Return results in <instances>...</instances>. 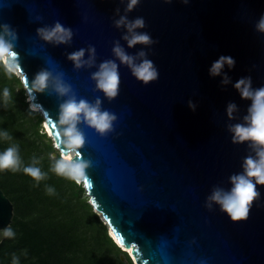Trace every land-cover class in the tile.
Masks as SVG:
<instances>
[{
    "label": "water",
    "instance_id": "1",
    "mask_svg": "<svg viewBox=\"0 0 264 264\" xmlns=\"http://www.w3.org/2000/svg\"><path fill=\"white\" fill-rule=\"evenodd\" d=\"M127 3L0 0V25L9 24L18 34L15 51L29 84L41 69L62 72L78 100L94 103L99 97L102 110L117 116L106 135L78 125L86 137L81 155L91 161L88 182L82 183L110 234L131 249L124 248L135 264H264V185H257L260 195L246 219L231 220L219 205L206 207L213 187L230 189L229 177L242 172L244 158L254 155L248 142L233 143L228 125L242 123L251 104L233 84L250 76L253 88L264 86V33L256 29L264 0H139L125 13ZM117 8L130 20L143 17L146 27L137 31L155 43L129 48L122 38L126 29L114 24ZM57 21L72 29L70 43L57 46L38 36V28ZM117 40L129 54L144 50L158 79L144 84L134 77L113 54ZM90 45L96 64L76 69L68 54ZM220 55L236 60L234 69L225 67L232 79L226 86L208 72ZM109 59L119 64L121 80L112 100L92 79ZM34 95L47 111L38 110L53 138L59 105L67 97L51 88ZM189 100L197 105L195 112ZM229 102L238 106L233 119L226 112ZM13 214L14 204L0 184V230Z\"/></svg>",
    "mask_w": 264,
    "mask_h": 264
},
{
    "label": "clouds",
    "instance_id": "2",
    "mask_svg": "<svg viewBox=\"0 0 264 264\" xmlns=\"http://www.w3.org/2000/svg\"><path fill=\"white\" fill-rule=\"evenodd\" d=\"M187 4L188 0H184ZM139 4V0H128L125 13L131 12ZM117 15L120 9H116ZM116 28H125L126 33L123 40L127 42L129 48L138 44L152 45L155 41L150 34L137 31L146 27L143 17L130 20L125 15H119V19L114 21ZM0 65H3L5 72L11 75L21 76L24 80L27 91V101L29 109L37 111L44 109L42 105L34 102L35 93H43L51 88L58 96L67 97L59 105L57 123L59 125L55 147L59 150V158L52 157L54 163L51 170L58 176L75 181L80 184L87 180L86 170L91 166V161L81 155V149L86 144V137L78 127L80 123H86L94 128L101 135H106L113 130V122L117 116L110 111L102 110V101L99 97L94 103L86 99H77L76 94L70 84L63 76L64 74H53L48 69H41L35 74L34 79L29 84L22 74V67L18 53L15 51V41L18 39L17 32L9 24L0 25ZM257 31L264 33V15H261L257 24ZM38 36L48 43L55 45L68 44L73 38V31L70 27H65L57 21L54 26H45L37 29ZM114 56L121 64L130 68L132 75L144 84H148L158 79L159 73L154 62L147 58V53L140 50L135 55L129 54L117 40L112 49ZM86 52L88 53L85 59ZM68 60L72 61L76 69L85 66L91 68L96 64V49L89 46L87 49L81 48L68 54ZM236 60L230 55H220L212 62L208 72L213 78L222 77L220 83L223 86L232 83L231 77L225 71L234 69ZM92 79L96 82V89L102 91L105 96L112 100L119 94L120 74L119 64L116 60H105L98 66V70L92 73ZM233 87L239 92L242 99L250 100L251 104L247 108V114L243 117L242 123L229 124L228 130L232 133L233 143H249V148L254 155L244 158L240 173H234L229 177L231 188L225 189L219 185L214 186L211 194L207 197L206 207L213 209V205H219L220 210L226 213L231 220L239 221L246 219L249 215L250 206L260 195L257 185H264V86L253 88L252 78L241 77ZM10 97L9 90H3L4 103L7 105ZM188 107L195 112L197 105L192 100L188 101ZM45 112H47L44 109ZM238 111L235 102L227 104L226 112L229 119H233V113ZM47 127V125H45ZM52 135L51 131L49 132ZM4 139H10L7 131L0 133ZM38 161L33 158L32 165L23 167V172L32 177L37 182L46 176L39 167ZM21 161L18 155V148L8 147L0 152V171L11 169L19 171ZM51 194L54 189L48 188ZM15 233L11 227L6 226L0 230V238H13ZM13 264H18V258L13 256Z\"/></svg>",
    "mask_w": 264,
    "mask_h": 264
},
{
    "label": "trees",
    "instance_id": "3",
    "mask_svg": "<svg viewBox=\"0 0 264 264\" xmlns=\"http://www.w3.org/2000/svg\"><path fill=\"white\" fill-rule=\"evenodd\" d=\"M10 97L4 103L3 90ZM20 76H9L0 65V152L17 147L19 171H0V184L14 204L9 225L15 236L0 242V264H135L111 236L108 225L90 202L83 183L56 175L52 157L60 152L42 131L44 117L29 109ZM56 153V156H54ZM46 174L39 182L23 172L32 165ZM54 191L50 194L47 189Z\"/></svg>",
    "mask_w": 264,
    "mask_h": 264
},
{
    "label": "rangeland",
    "instance_id": "4",
    "mask_svg": "<svg viewBox=\"0 0 264 264\" xmlns=\"http://www.w3.org/2000/svg\"><path fill=\"white\" fill-rule=\"evenodd\" d=\"M24 86V85H23ZM26 100H27V96H26ZM45 126H44V121L42 122V131L43 132H45ZM46 136L47 137H50V140H51V142H52V144L54 145L55 144V141H54V139L49 135V134H46ZM54 156H56V153H54ZM86 194H87V192H86Z\"/></svg>",
    "mask_w": 264,
    "mask_h": 264
},
{
    "label": "bare ground",
    "instance_id": "5",
    "mask_svg": "<svg viewBox=\"0 0 264 264\" xmlns=\"http://www.w3.org/2000/svg\"><path fill=\"white\" fill-rule=\"evenodd\" d=\"M45 125H47V123H44ZM46 128V130L48 131V133L51 131V129H50V127L47 125V127H45ZM52 133V132H51ZM112 234H113V236H115L114 235V233L113 232H111ZM116 237V236H115ZM117 239V238H116ZM122 246H123V244L122 243H120ZM125 249H127V250H129V251H131V249L130 248H126L125 246H123Z\"/></svg>",
    "mask_w": 264,
    "mask_h": 264
},
{
    "label": "snow or ice",
    "instance_id": "6",
    "mask_svg": "<svg viewBox=\"0 0 264 264\" xmlns=\"http://www.w3.org/2000/svg\"><path fill=\"white\" fill-rule=\"evenodd\" d=\"M26 80H27V78H26ZM55 127H56V125H55V124H53V125H52V128L54 129ZM56 134L58 135L59 133H58V132H56ZM87 182H88V181H87V180H85V183H86V184H87Z\"/></svg>",
    "mask_w": 264,
    "mask_h": 264
}]
</instances>
